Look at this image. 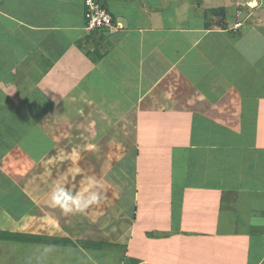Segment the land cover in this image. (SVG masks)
<instances>
[{
	"label": "crops",
	"instance_id": "obj_1",
	"mask_svg": "<svg viewBox=\"0 0 264 264\" xmlns=\"http://www.w3.org/2000/svg\"><path fill=\"white\" fill-rule=\"evenodd\" d=\"M99 1L114 22L91 30L85 0H0V48L21 51L0 81V210L51 220L32 234L37 264H264L263 48L231 42L250 1L244 37L264 36V0ZM48 157L98 202L64 216L38 199L27 176ZM116 165L133 177L128 224Z\"/></svg>",
	"mask_w": 264,
	"mask_h": 264
},
{
	"label": "rangeland",
	"instance_id": "obj_2",
	"mask_svg": "<svg viewBox=\"0 0 264 264\" xmlns=\"http://www.w3.org/2000/svg\"><path fill=\"white\" fill-rule=\"evenodd\" d=\"M250 3H251V1L249 2V4L248 3L246 5L242 4L237 9V11L239 13L237 20H239L241 22V27H239V28H243V29H241V31L238 33L240 35L239 37H237L234 33L231 32L234 36H236V38H234V36L232 35L233 38L231 39V42L232 43H241V45L235 46L237 51H240V49H242V50L244 49L245 42H250V41L259 42L263 48V50H259V52L264 55V36H258L256 38H252L251 36H248V40H246L244 37V34H243L245 32L244 28L246 27V24L243 20L244 16H241L240 14L247 13V17H249V19H251V21H253L254 14H255L254 10L257 7V6L254 7L256 5V3H255V5H252ZM246 8H248V9L245 10ZM238 30H240V29H238ZM238 30H236L235 32H238ZM14 36H15L16 40L13 43H16V41L20 42L23 49H24L25 43L29 44L28 41H26V40L21 41V39H26L23 37L22 33L16 32V33H14ZM28 40H30V39H28ZM11 46H12V48H8V47L7 48H0V60L3 61V58L4 59L9 58L8 61L4 60L5 63H0V81L4 80V78H5L4 73L6 71V66L8 67L7 62H9L10 65L12 66L16 62L15 58H17L21 53V51H18L17 49H15V47L13 45H11ZM7 72H8V69H7ZM35 130L34 131L30 130L27 135L23 136V138H25L24 142L26 144L29 143L32 136L35 135ZM124 162H126V160ZM69 165H70V162H68V165H66L65 162L60 163V162H57V160H54L52 157H48L45 160V172H42V169L37 166V168H35L27 176V180L28 179L32 180L33 178H36L37 184H34V192L36 193V196L38 199H40V197L44 195L43 198L45 199V201L48 199V197L50 200L54 201V194H55V200H57L58 190H62V192L65 196H71V197H75V195L81 196V195L85 194L84 193L85 190L89 189V187L87 185H85L84 183L76 184L73 181L69 182L70 178L68 177V175H66L65 177L61 176V175H63L64 172L67 173L69 171L68 170ZM124 166H121L122 169H120L119 165L114 166L113 168H111V170H108L109 171L108 176H112V177L118 176V179L120 178L121 182L123 183V184H121V191L123 189L121 195H124V197H123V199L118 200L117 203H118V206L122 210L125 211V214H126L125 222H126V224H128L129 221L132 219V215H133L132 209L134 208L135 202H134V189H133L132 184H131L133 177L131 176V172L128 171L127 168H125ZM106 169H107V167L105 168V170ZM108 176H106L105 179H106V181L109 182V180L111 178H109ZM52 178L54 179L53 183L56 184V186L51 188L52 191L49 194H46L47 190H42V185H46L45 182H52ZM120 179H119V185H120ZM53 183H52V185H53ZM116 183H117V180H116ZM92 193H95V192H91L89 194H92ZM26 196H27V198L31 197L30 193H26ZM103 199H105V196H103ZM42 200H40V201H42ZM60 201H63L62 198L60 199ZM23 203H26V202L23 201ZM27 205H29V207L25 206L21 209L28 212V214L25 215V217L22 220H20L19 222L14 221L13 214H11V216H9L4 211L0 210V248L3 249L2 251H5L4 248L12 247V248H10L12 253H9L8 250H6L7 252H5L3 254L0 253V264H37L36 263V257L38 255H40V253L39 252L37 253L36 247L32 246L33 245L32 242H34V241H31V240H34L36 238L32 234H36L37 231L41 232L40 230L43 227L45 229L51 228V220L48 219L46 217V215L43 217L41 214H39V212H40L38 210L39 208H32L30 203H28ZM34 207H36V206H34ZM114 210H116L115 205H113V207L110 211H114ZM18 211H20V210H18ZM36 211H37V213H34ZM74 212H75V210H73L72 212H65L62 210L61 214L64 216H67V215L72 214ZM95 213L97 214L95 219L98 222L102 221L106 217V212L99 214L98 209H97V211L94 210V214ZM86 220L88 222H91L90 218L86 219ZM81 224L82 223H77L75 225V229L78 230V231H76V233L78 235L83 234L86 237H88V236L89 237L104 236L106 233H107V235H111L110 232H106L104 234L98 230L90 232V233L80 232L79 230H84V228H86V226H87V225H85V227H84ZM38 227H40L41 229H38ZM10 232H14V233L15 232H23V233H30V234H27L23 237H20V236H10ZM112 232H113V234H116L115 231H112ZM128 233H129V231H128ZM115 236H117V234ZM22 238H26L28 240H22ZM66 254L70 255V256H74V254H72L68 251L66 252ZM50 255H52V254L46 253V255H45L46 257H44V258L52 259V256H50ZM38 261H40V262L44 261L45 262L46 260L43 259L42 257H39ZM49 263H52V262H49ZM103 264H117V263L111 262V263H103Z\"/></svg>",
	"mask_w": 264,
	"mask_h": 264
},
{
	"label": "built area",
	"instance_id": "obj_3",
	"mask_svg": "<svg viewBox=\"0 0 264 264\" xmlns=\"http://www.w3.org/2000/svg\"><path fill=\"white\" fill-rule=\"evenodd\" d=\"M86 3L89 5L91 10L88 28H94L96 26H109L112 23L109 13L100 8L94 0H86ZM234 27H241V22L237 20Z\"/></svg>",
	"mask_w": 264,
	"mask_h": 264
},
{
	"label": "clouds",
	"instance_id": "obj_4",
	"mask_svg": "<svg viewBox=\"0 0 264 264\" xmlns=\"http://www.w3.org/2000/svg\"><path fill=\"white\" fill-rule=\"evenodd\" d=\"M88 29H91V28H88ZM58 194L61 196V198H62V200L64 202L63 203V210L65 212H72L73 210L82 212L89 205L98 202V195L96 193H92L87 199H81V198H74V197H71V196H65L63 194L62 190H58ZM54 200H55V194H54ZM56 203L60 204L61 201L60 200H56ZM73 205H75V209L73 208Z\"/></svg>",
	"mask_w": 264,
	"mask_h": 264
},
{
	"label": "trees",
	"instance_id": "obj_5",
	"mask_svg": "<svg viewBox=\"0 0 264 264\" xmlns=\"http://www.w3.org/2000/svg\"><path fill=\"white\" fill-rule=\"evenodd\" d=\"M94 1H95V3H97V4L100 6V8H102V9L105 10L107 13H109V15L111 16V21L114 22L113 14H112V13H111V12H110V11L104 6V5H102V4L100 3L99 0H94ZM85 5H86V7H87V10H86V19H87L86 26L88 27L91 10H90V8H89V5H87L86 0H85ZM102 27H104V26H96V27H94V28H91V30H93V29H97V28H102ZM10 235H11V234H10ZM18 236H20V235H18Z\"/></svg>",
	"mask_w": 264,
	"mask_h": 264
}]
</instances>
